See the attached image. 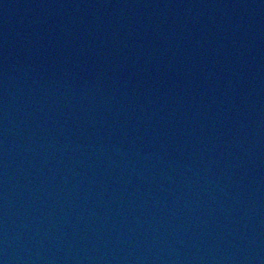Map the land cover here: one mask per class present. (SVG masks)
<instances>
[{
  "label": "water",
  "instance_id": "obj_1",
  "mask_svg": "<svg viewBox=\"0 0 264 264\" xmlns=\"http://www.w3.org/2000/svg\"><path fill=\"white\" fill-rule=\"evenodd\" d=\"M0 264H264V0H0Z\"/></svg>",
  "mask_w": 264,
  "mask_h": 264
}]
</instances>
